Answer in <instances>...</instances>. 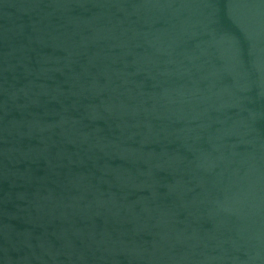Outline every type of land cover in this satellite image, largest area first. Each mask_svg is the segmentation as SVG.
Returning a JSON list of instances; mask_svg holds the SVG:
<instances>
[{
	"label": "water",
	"instance_id": "obj_1",
	"mask_svg": "<svg viewBox=\"0 0 264 264\" xmlns=\"http://www.w3.org/2000/svg\"><path fill=\"white\" fill-rule=\"evenodd\" d=\"M0 264H264V0H0Z\"/></svg>",
	"mask_w": 264,
	"mask_h": 264
}]
</instances>
